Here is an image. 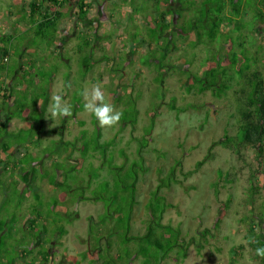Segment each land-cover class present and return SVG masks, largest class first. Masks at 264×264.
Listing matches in <instances>:
<instances>
[{"label": "rangeland", "instance_id": "1", "mask_svg": "<svg viewBox=\"0 0 264 264\" xmlns=\"http://www.w3.org/2000/svg\"><path fill=\"white\" fill-rule=\"evenodd\" d=\"M29 1L0 0V40L8 53L5 58L0 56V64L5 66V70L0 69V101L5 102L0 106V132L12 133L6 138L9 141L21 123H40L37 130L20 132L25 143H11L7 151L0 150V160L5 163L4 169L0 167V264H35L40 251L46 253L48 264H89L97 256L100 264H143V256L134 255V242L125 247L116 234L108 233L111 227L123 231L124 218L112 216L114 225L97 223L103 205L72 197L70 193L78 195L77 182L69 186L75 187L70 193L63 186L49 185L52 174L54 181L61 178L51 167L56 161L62 168L72 167V178H86L83 171L93 165L99 166L100 179H110L97 152L87 151L79 160L80 141L76 137L82 129L90 135L94 126L98 127L99 142L112 140L106 157L112 156L123 171L130 162L137 163L128 233L144 232L146 203L158 195L170 205L163 211L161 223L176 227L178 237L190 243L183 259H177L172 249L159 264H258L252 243L258 235L264 236V222L258 219V212L264 211V137L258 157L255 147H239L235 154L220 144L224 134H235L234 96L228 89L216 97L209 90L197 91L192 83L191 76L207 65L205 59H215L222 51L215 42L192 46L190 34H176L169 23L173 17L169 10L187 6V0H169L168 4L161 0H85L86 15L79 18L76 6L69 2L60 9L64 15L55 36L57 45L50 50L41 48L40 39L30 42L25 18ZM191 4L198 6L197 1ZM249 8L241 20H250ZM159 11L164 12L162 18ZM185 18L187 8L181 10L175 24L181 25ZM156 25L163 37L154 40L149 33ZM240 32L251 40L252 34L246 35L243 29ZM82 33L88 40L85 46ZM263 33L254 31L250 44L242 43L253 56L262 55ZM161 41L167 54L159 68L156 60ZM28 58L33 60L32 84L22 72ZM93 85H100L106 101L122 112L117 125L101 127L85 111L82 93ZM56 94H62L71 106L72 116L51 118L48 107ZM21 104L25 106L21 116H10L5 122L3 109ZM133 106L137 113L130 125ZM147 128L149 134L145 133ZM257 129L258 120L254 119L251 131ZM141 137L146 144L140 147ZM55 141L74 142V147L69 145L71 151L66 150L67 159L55 152ZM14 148L36 161L35 166L28 162L26 182L18 164L12 166ZM129 170L123 174L125 179L131 174ZM169 172L171 179L162 185L160 179ZM69 175L67 181L72 179ZM118 201H110L112 208ZM203 229H207L204 235ZM127 256L132 257L129 260ZM145 260L148 264L153 261Z\"/></svg>", "mask_w": 264, "mask_h": 264}, {"label": "trees", "instance_id": "2", "mask_svg": "<svg viewBox=\"0 0 264 264\" xmlns=\"http://www.w3.org/2000/svg\"><path fill=\"white\" fill-rule=\"evenodd\" d=\"M161 1L164 4H168L167 2L169 0ZM178 1L180 2V0ZM196 1L198 2V6H193L191 2L194 3ZM69 2H72V5L74 4L76 6V16L78 18L86 15L87 5L85 0H30L27 3L25 18L29 22L27 31L29 32L30 42H33L34 39L42 40L43 47L41 48L43 50H50L56 47L55 36L59 20L64 15L60 9L64 5L70 4ZM181 4H183V1H181ZM186 5L187 6L179 7V9L169 10L173 14L169 23L172 28H175L176 34L185 37L190 34L191 41L188 42L192 46L199 43L215 42L218 44L219 50L222 51L219 57L215 59H211V57L210 59H205L207 65L202 68L201 73L191 76L193 80L192 83L195 82L197 91L209 90L211 94L216 97L225 94L228 89L232 90L234 96L237 115L235 134L233 136L224 134V140L220 141V144L227 145L235 154L239 153V147H255L257 150L255 157H258L261 152V137H264V47L261 46L263 50L261 56H253L242 43L247 42V44H250V41L255 38L253 37L255 35L254 31L264 32V0H187ZM247 7H250L251 18L250 20L243 21L241 20V15ZM185 8H187V18H185L181 25H176V19L181 17V10ZM163 14L164 12L159 11L158 16L162 18ZM257 26L259 28L256 30L255 27ZM241 29L245 31L246 35H253L251 40L250 38L246 39L245 35L241 36ZM82 34V38L84 37L85 40L82 46H85L88 40L86 39V34ZM149 35L154 36V40H157L160 35L163 37L162 29L156 25L152 27ZM261 40H264V36ZM161 42L163 43V41ZM162 43L159 44V57L156 60L158 67L167 54V46ZM258 48L260 49V46H258ZM80 50L81 47H77V51ZM233 50H238V53H234ZM7 54V48L0 40V56L6 57ZM24 65L26 67L23 68V75L24 77L28 76L30 79L29 84H32L33 80L29 77V74L33 73V60L28 58ZM159 68H161V66ZM0 69L5 70V66L0 64ZM158 76L160 77V73ZM157 78L158 77H154V80L158 81ZM187 89L188 87L186 90ZM1 96L3 97L4 94ZM1 103L5 102L0 101V106H2ZM33 104H35V100H33ZM24 107L25 106L21 104L18 108L7 110L4 106L5 109H3V114L6 119L5 122L8 121L10 116L16 115L20 117ZM170 107L174 108L173 105H170ZM132 109L134 115L133 118L128 121L130 125L134 124L137 113L134 106ZM254 119L258 120V129L256 131H251V123ZM5 125L6 124H3L2 127ZM39 125V122L29 126L21 123L20 129L13 132V139L9 141L6 140V138L8 135H12V133L5 135L0 132V150L3 152L7 151L11 143L14 145L25 143L26 141L22 139L23 136H21L20 132L27 130L30 132L32 128L37 130ZM148 128L145 130L146 134L150 132ZM141 138L140 141L142 144L139 143L140 147L146 144V140ZM76 139L80 141L79 160L81 161L84 154H88L86 153L87 151L97 152L101 161L100 165L104 166L107 175H110V179H100L98 172L100 168L99 166L96 168L93 165L89 167L87 172L83 171L86 178L78 175L72 178V176L69 175V171H71L72 167L69 169L65 167L62 168L56 161L51 163V167L56 173L59 172L57 173L58 176L61 174V178L60 181H54L52 174L49 179V185L54 187L63 186V188L67 189V192L69 191L68 193H70L71 191H75V187L70 189L69 186L77 182L79 189L78 195L70 193L71 196H75L76 199H92L93 201L101 202L103 205L104 211L100 215H97V223H113L114 225L115 223L111 222L112 216H116L119 219L120 217L124 218V224L122 225L124 228L123 231L118 230V228L115 230V228L111 227L112 230H109L108 233L109 235L116 234L119 243L123 244L125 247H128V242H134L136 244V252L134 255L139 254L143 256V264H148L145 259L153 260L149 264H159V261L166 257L167 253L172 249H175V257L177 259H183L190 243L178 237L179 231L176 227L161 223V215L165 208L170 207V205H166L162 197L158 195L153 196V198L146 203L148 219L146 220L144 232L141 234L128 233L130 231L129 222L133 207L135 181L138 176L137 163L135 161L130 162L123 171V166L113 162L112 156L106 157V150L112 144V140L99 142L97 126H94L90 135H87L84 129L80 130ZM36 142L37 141H35V143ZM53 143L55 145V152L65 155L64 157L66 159L69 156V152L66 150L69 149L71 151L69 145L74 147V142L71 141H55ZM14 152L16 154L14 153L12 166L18 164V169L22 172L21 178L26 182L29 176L28 164L30 163V166L32 163V165L35 166L36 161H33L27 152L19 151L15 148ZM119 153L123 154L122 151H119ZM0 167L2 169L5 167V163L2 164L1 160ZM127 169H130L129 172L131 174L125 179L123 174ZM171 170L172 168H170V172ZM170 172L160 179L162 185H167L168 181L171 179ZM217 173H220V170H218ZM261 174L264 188V171L261 172ZM68 175L71 176L72 179L67 181ZM53 181L55 183H53ZM91 181H96L92 187L90 186ZM212 184L214 186L215 183L213 182ZM86 190L88 191L87 196L83 194ZM114 199L119 200V203L117 202L114 208H112V203L110 201H114ZM109 207H111L110 211L108 209ZM258 219L264 222V211H262V209L258 212ZM58 228L61 233L65 232L63 225H60ZM206 233L207 229H203L202 235ZM95 239H97V237ZM108 246L109 245L106 244L107 252H109ZM252 246L254 251L253 256L257 259L258 264H264V258L255 255L256 248L264 247V236L261 237L258 235L255 240H253ZM97 252H99V250ZM39 254L40 259L35 264H48L46 253L40 251ZM100 254H103V250L100 251ZM119 256L120 253L118 254V257ZM131 257L132 256H127L126 258L130 260ZM97 258L96 260H89V264L93 262H95V264H100V257L97 256ZM13 263L14 262L11 264Z\"/></svg>", "mask_w": 264, "mask_h": 264}, {"label": "clouds", "instance_id": "3", "mask_svg": "<svg viewBox=\"0 0 264 264\" xmlns=\"http://www.w3.org/2000/svg\"><path fill=\"white\" fill-rule=\"evenodd\" d=\"M82 96L85 101V111L93 115L101 127L111 128L119 123L122 112L106 101L100 85H93L90 89H85ZM51 101L48 107L51 118H66L73 115L71 106L62 94L53 95ZM255 255L264 258V247L256 248Z\"/></svg>", "mask_w": 264, "mask_h": 264}]
</instances>
